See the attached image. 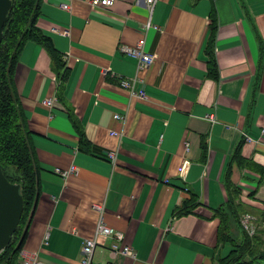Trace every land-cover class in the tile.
Returning a JSON list of instances; mask_svg holds the SVG:
<instances>
[{
    "label": "crops",
    "instance_id": "1",
    "mask_svg": "<svg viewBox=\"0 0 264 264\" xmlns=\"http://www.w3.org/2000/svg\"><path fill=\"white\" fill-rule=\"evenodd\" d=\"M91 1H40L36 27L62 57L63 79L46 47L32 41L13 71L40 167L21 251L79 264L102 207L136 256L114 253L120 242L102 236L94 263L216 264L231 249L219 241L215 215L230 192L240 227L248 217L264 243V0H159L151 16L144 0L110 8ZM142 38L156 58L139 69L119 49ZM184 209L192 212L176 216ZM229 219L240 242L242 229Z\"/></svg>",
    "mask_w": 264,
    "mask_h": 264
},
{
    "label": "trees",
    "instance_id": "2",
    "mask_svg": "<svg viewBox=\"0 0 264 264\" xmlns=\"http://www.w3.org/2000/svg\"><path fill=\"white\" fill-rule=\"evenodd\" d=\"M40 1L11 0L12 8L8 12L0 43V168L10 183L20 186L23 199V212L15 231L17 233L16 244L13 247L9 243L0 253V264H19L18 255L27 234L25 228L40 194V167L34 155L27 118L20 105L13 82L17 57L26 42L40 43L46 47L50 59L56 66L54 70L57 74L62 79L66 74L62 57L55 50L49 38L36 27ZM213 23L211 21L209 25L211 35L214 29L211 25ZM80 144L85 146L83 138ZM228 177L227 174L228 183L226 185L230 192ZM229 195L231 199L227 204V209H219L215 215L220 220L219 241L229 244L231 249L227 256L218 258L216 264H258L264 261V243L257 234L249 235L243 229V225L240 227V213L233 205L231 192ZM191 196L190 204L196 205V197ZM190 212L192 211L179 210L176 216H184ZM229 218L235 220V223L242 229L240 242H236L231 237Z\"/></svg>",
    "mask_w": 264,
    "mask_h": 264
},
{
    "label": "built area",
    "instance_id": "3",
    "mask_svg": "<svg viewBox=\"0 0 264 264\" xmlns=\"http://www.w3.org/2000/svg\"><path fill=\"white\" fill-rule=\"evenodd\" d=\"M115 0H92L91 5L93 8H98V7H104V8H110L114 4ZM159 0H144L145 2V7L147 11L149 12V15L151 16L153 13L154 6ZM63 9H67L66 4L62 6ZM150 27H153L151 25L150 19L149 22L146 23L145 25V31L149 29ZM123 54L132 57L138 61V68L143 69V68H148L150 67L154 60H155V55L150 54L149 52L145 51V40L144 38L138 40V42L133 46V47H122L119 49ZM120 84L127 88L130 89L133 94H136L133 90V85L129 83L128 81H124L123 79H120ZM139 97H144V92L139 91L138 92ZM53 101L52 100H47L44 102L45 105L50 107L52 105ZM114 119L120 122H124L125 118L119 115H114ZM112 136H117L118 133L112 132L109 133ZM108 159L113 163H115L116 157L113 152L108 153L107 155ZM189 167V161L184 159L180 163L177 173L180 177H184L187 170ZM74 168H71L69 172H73ZM57 174H59L62 177H65L68 172H61V171H56ZM75 172V171H74ZM99 210V219L96 224V230H95V235L92 239H86L82 243L81 247V259L79 261V264H100V263H94L93 262V254L94 250L97 245V238L98 237H110L116 239L119 244H112L111 249L114 253H118L119 255H122L127 258H135L136 252L134 251L133 248L125 245L123 243L124 241V236L122 233H118L117 231H114L110 227L107 226L104 220V215H103V208L99 207L97 208ZM242 225L243 228L250 234H253V230L251 229L252 227L249 226V221L248 217L242 220ZM18 263L19 264H47L42 262L36 253H28L24 251H20L18 255Z\"/></svg>",
    "mask_w": 264,
    "mask_h": 264
},
{
    "label": "water",
    "instance_id": "4",
    "mask_svg": "<svg viewBox=\"0 0 264 264\" xmlns=\"http://www.w3.org/2000/svg\"><path fill=\"white\" fill-rule=\"evenodd\" d=\"M11 0H0V43ZM23 212L20 186L10 183L0 168V253L8 246Z\"/></svg>",
    "mask_w": 264,
    "mask_h": 264
},
{
    "label": "rangeland",
    "instance_id": "5",
    "mask_svg": "<svg viewBox=\"0 0 264 264\" xmlns=\"http://www.w3.org/2000/svg\"><path fill=\"white\" fill-rule=\"evenodd\" d=\"M16 241H17V233H15L14 236L11 238L10 244L13 245V247H14L16 244ZM226 256H227V254H226Z\"/></svg>",
    "mask_w": 264,
    "mask_h": 264
}]
</instances>
